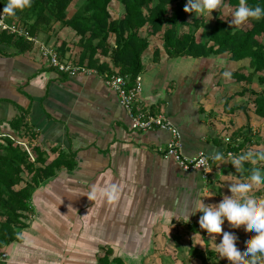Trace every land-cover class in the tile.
<instances>
[{
    "label": "crops",
    "instance_id": "crops-1",
    "mask_svg": "<svg viewBox=\"0 0 264 264\" xmlns=\"http://www.w3.org/2000/svg\"><path fill=\"white\" fill-rule=\"evenodd\" d=\"M80 4L73 0L67 16ZM109 9L112 18L124 12L118 0H112ZM140 34L148 37L149 45L141 57L142 95L134 106L167 116L180 131L187 157L221 152L223 160L212 163L206 180L199 171H183L176 161L156 152L169 140L168 132L130 127L128 112L103 81L105 73L70 76L51 66L34 44L18 52L0 43V138L22 137L30 145L39 144L46 150V163L59 152L75 160L73 169L61 168L35 188L25 225L14 241L0 248V254H7L4 264H99L106 248L126 264H162L164 248L172 240L178 242L176 228L188 229L190 245L199 240L201 213L196 210L201 201L218 203L221 194L230 195L231 183L244 178L232 157L264 147V119L253 111V96L239 93L264 85L256 79L246 84L233 76L236 71L248 72L246 60L233 61L225 52L168 58L158 34L149 35L146 27ZM36 37L56 48L62 59L78 64L74 60L81 50L79 36L70 27L56 21ZM108 41L113 44L114 35ZM154 48L159 49L157 61ZM97 56L117 71L107 55ZM18 117L23 123L16 127L12 121ZM247 124L252 145L225 155L226 137L232 140ZM26 130L36 135L31 137ZM110 184L120 188L117 200L87 199L93 187L100 190ZM259 188L261 184H253L251 191L262 197ZM189 212L193 214L187 220ZM180 252L179 259L193 260L188 250Z\"/></svg>",
    "mask_w": 264,
    "mask_h": 264
},
{
    "label": "trees",
    "instance_id": "trees-1",
    "mask_svg": "<svg viewBox=\"0 0 264 264\" xmlns=\"http://www.w3.org/2000/svg\"><path fill=\"white\" fill-rule=\"evenodd\" d=\"M72 1L31 0L30 7L18 9L14 16L7 17L10 21L24 25L33 36L41 31H48L56 21L70 27L74 34L79 36L78 44L81 47L78 60L75 59L74 62L78 64L85 62V66L96 68L100 74L109 75L117 72L129 75L132 79L140 74L143 67L142 53L149 45L148 37L142 36L140 30L146 27L149 35H159L157 36L162 40V47L168 58L183 56L205 58L225 52L233 61H247L245 67L248 68V72L244 74L236 71L233 73L236 80L250 84L256 79L258 83L264 85V74H261L264 71V17L253 18L246 28H237L219 11L207 31L205 40H201L196 38L195 33L203 26L204 20L198 17L187 20V12L183 10L186 0H118L123 4L124 12L117 18H112L109 9L112 0H81V4L68 17L67 10ZM222 1H226L234 10L240 3V0ZM5 3L6 0H0V9ZM246 3L249 6L259 5L264 8V0H246ZM182 27L186 29L183 30ZM112 35L114 43L110 44L108 39ZM0 43L15 47L18 52L33 47L32 41L7 31L0 32ZM98 53L107 55L109 62L117 71L110 70L109 63L100 61ZM153 59L154 61L159 59L157 48L153 50ZM245 92L253 96L254 113L264 119V86L260 90L246 87L239 93ZM22 119L18 117L12 124L19 127L23 123ZM26 131L31 137L36 135L35 132ZM228 138L225 155L243 152L242 149L252 145L249 124L238 131L232 140ZM17 141L18 138L8 135L0 138V248L14 241L18 230L25 225L28 213L33 210L31 196L35 188L52 177L57 170L73 169L75 165L74 157L65 152H59L46 163L44 158L46 150L39 148V144L30 145L34 157L32 160L27 150ZM258 142L257 140L255 144ZM247 151L249 149L244 153ZM37 162L39 165H36ZM213 162L215 160L212 159ZM253 168L264 169V160L244 161L241 176L246 177ZM259 184L264 194V181ZM188 250L189 254L193 252L190 256H195L202 264H210L211 258L215 259L213 250L194 253L193 244ZM257 258L259 256L246 258L247 264H252L253 261L254 264H264ZM98 263L126 264L122 258L113 256L110 248L104 250L103 255L98 258Z\"/></svg>",
    "mask_w": 264,
    "mask_h": 264
},
{
    "label": "clouds",
    "instance_id": "clouds-1",
    "mask_svg": "<svg viewBox=\"0 0 264 264\" xmlns=\"http://www.w3.org/2000/svg\"><path fill=\"white\" fill-rule=\"evenodd\" d=\"M220 3L221 0H186L183 10L187 13H207L210 16ZM30 6L31 0H6L3 8L0 9V14L14 16L18 9L22 10ZM261 17H264V8L259 5L249 6L246 0H240L230 24L241 25L250 18L260 19ZM223 75L226 78L231 77V73L227 71ZM211 158L221 161L223 153L216 152ZM260 160H264V149L249 150L233 156L231 162L235 168H241L244 161ZM261 181H264V169L253 168L249 175L229 185L230 195L221 194L222 199L216 204L206 205L201 201L199 209L196 210L201 213L198 219L199 228L210 234L217 252L221 257H226L229 264H245L246 258H254L258 253L264 254V197L251 191L253 184H259ZM119 194V186L110 184L100 190L93 187L86 197L89 201L102 197L113 202L118 199ZM190 214L193 212L187 214V220ZM225 220L231 228L239 227L241 224L251 228L254 235L246 236V243L243 247L239 246L236 243V234L231 230L222 229ZM216 234L220 235L219 243H216Z\"/></svg>",
    "mask_w": 264,
    "mask_h": 264
},
{
    "label": "built area",
    "instance_id": "built-area-1",
    "mask_svg": "<svg viewBox=\"0 0 264 264\" xmlns=\"http://www.w3.org/2000/svg\"><path fill=\"white\" fill-rule=\"evenodd\" d=\"M0 31H7L20 37L32 41L36 45L41 55L47 58L49 64L56 67L59 71L65 72L70 76L79 73L83 74H97L98 72L93 68L85 65L73 64L60 57L58 51L37 39L28 33L24 25L8 20L7 15L0 14ZM100 74V73H99ZM103 81L105 85L110 88L116 95L119 104L126 109L129 115L130 127L136 131H148L153 129L163 130L169 133V140L165 145H158L156 152L163 158H171L180 166L185 172L199 171L203 179H208L212 169V155L205 153H198L193 157H187L182 152L181 134L178 128L172 123L167 116L163 113H151L147 108H136L134 106L142 95V79L140 74H137L133 79L129 75L120 73L104 74ZM226 137V141H228ZM21 144L29 153L33 160V154L30 150L28 140L18 139ZM204 161V163H201ZM6 253L0 254V264L6 258Z\"/></svg>",
    "mask_w": 264,
    "mask_h": 264
},
{
    "label": "rangeland",
    "instance_id": "rangeland-1",
    "mask_svg": "<svg viewBox=\"0 0 264 264\" xmlns=\"http://www.w3.org/2000/svg\"><path fill=\"white\" fill-rule=\"evenodd\" d=\"M219 11L223 14V17L227 20H231L233 13H234V8L232 6H229L227 4L226 1H222L220 5L217 7L216 10H213L210 14V16L207 13L204 14H199V13H187V16L189 17V20H191L193 17H198L204 20L203 26L199 28L198 30V37L199 39H203L206 38L207 36V31L209 29V27L211 26L214 18L217 16V14L219 13ZM253 18H250L249 20L245 21L243 24L241 25H233L234 27L237 28H246L249 26V24L251 23V20ZM11 22H15V21H11ZM183 30H185V27H182ZM246 88V87H245ZM241 91V90H240ZM264 133V132H263ZM257 191H261V195L262 197H264L263 194V190L262 188H259V190ZM223 230H231L236 234V243L243 247V245L246 243V236L248 235H254V233L252 232L251 228H246L243 224H241L239 227L236 228H231V226L229 225V223H224L223 224ZM178 232H180V234L176 235L175 238L177 239V243H174V240H172V243L168 244V248H164L165 253H163V255H165L166 259L164 257L161 258V263L162 264H202V262L198 259H196L195 256H190L193 258V260H189V258H184V259H179L182 258L180 254L181 250L183 251H187L189 248V242L187 239V235H189L188 229L185 230V228H182L181 230H177V228L175 229ZM199 233H200V237L198 241L194 240V248H195V252H200V251H206L207 246L210 247V250L215 251V259L213 260V258H211L210 260V264H212L213 262H215V264L217 263H221V264H229L228 259L226 257H221L220 254L217 252L211 238H210V234L206 233L205 230L202 229H198ZM174 234V233H172ZM217 235V239H216V243H219L220 241V235ZM239 237H238V236ZM189 251V250H188ZM191 251V250H190ZM190 254H193V252L191 251ZM189 254V255H190ZM176 257H175V256ZM257 256H259V258H257L259 261L264 262V254H257ZM171 258V259H168ZM195 258V259H194ZM152 262H155L154 260ZM159 262V260H158ZM245 264H247V261L245 260Z\"/></svg>",
    "mask_w": 264,
    "mask_h": 264
}]
</instances>
